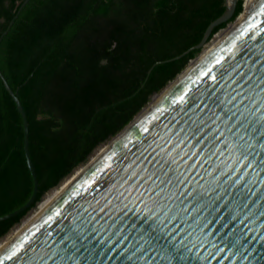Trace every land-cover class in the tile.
<instances>
[{
    "label": "water",
    "instance_id": "obj_1",
    "mask_svg": "<svg viewBox=\"0 0 264 264\" xmlns=\"http://www.w3.org/2000/svg\"><path fill=\"white\" fill-rule=\"evenodd\" d=\"M261 3L255 0L0 254L27 236L20 264H264V15L256 14ZM226 4L199 44L167 61L203 49L213 29L233 17L238 0ZM249 22L251 30L243 34ZM219 57L223 61L216 64ZM0 76L23 117L34 178L28 202L1 216L2 222L34 204L39 178L27 114L1 67ZM158 107L165 110L156 113ZM153 113L155 119L145 120ZM113 150L116 155L105 160ZM5 264H15V258Z\"/></svg>",
    "mask_w": 264,
    "mask_h": 264
},
{
    "label": "trees",
    "instance_id": "obj_2",
    "mask_svg": "<svg viewBox=\"0 0 264 264\" xmlns=\"http://www.w3.org/2000/svg\"><path fill=\"white\" fill-rule=\"evenodd\" d=\"M24 1L0 0V67L28 117L39 193L0 222V240L199 57L203 49L167 61L228 9L227 0H30L21 9ZM244 10L238 0L209 42ZM24 145L23 117L0 76V217L33 194Z\"/></svg>",
    "mask_w": 264,
    "mask_h": 264
},
{
    "label": "bare ground",
    "instance_id": "obj_3",
    "mask_svg": "<svg viewBox=\"0 0 264 264\" xmlns=\"http://www.w3.org/2000/svg\"><path fill=\"white\" fill-rule=\"evenodd\" d=\"M255 0H245V11L242 14V16L239 18V20L237 21V23L233 24L230 28L224 30V32L219 35V38L215 41H213V43L195 60L192 61V63L190 64V66L178 77V79L189 69L191 68L201 57H203L213 46H215L227 33H229L238 23L239 21L245 16V14L249 11L250 7L252 6L253 2ZM177 79V80H178ZM176 80V81H177ZM174 81L166 90L165 92L176 82ZM164 92V93H165ZM164 93H162L161 95H156L154 98V101L152 102V104L158 100ZM151 104V105H152ZM147 110V109H146ZM117 139V138H116ZM115 139V140H116ZM114 140V141H115ZM112 141L110 143V145L114 142ZM109 145V146H110ZM109 146H105L104 148H100L101 150L97 152V154L91 159L90 164L101 154L103 153ZM89 164V165H90ZM88 165V166H89ZM88 166H84V167H79L80 169L76 170L74 174H71V176H69L68 178H66L63 183L53 189L45 198V200L40 204L39 206V210L32 214L31 216L27 217L26 220L23 222V224L21 225V227H19L18 229H16L15 235L13 236V238L20 233L39 213H41L48 205H50L52 203V201ZM12 238V239H13ZM12 239H8V238H3L2 240H0V249L3 248L8 242H10Z\"/></svg>",
    "mask_w": 264,
    "mask_h": 264
},
{
    "label": "snow or ice",
    "instance_id": "obj_4",
    "mask_svg": "<svg viewBox=\"0 0 264 264\" xmlns=\"http://www.w3.org/2000/svg\"><path fill=\"white\" fill-rule=\"evenodd\" d=\"M257 15H264V3L260 4L259 7V11L256 13ZM255 19V16L250 17V22L253 21ZM249 22V26L248 28L244 29V33L246 34L247 31L251 30V23ZM257 28H259V25H256ZM232 47H234V45H232ZM231 50V48L229 49ZM223 61V57H219L216 59L215 63L216 64H221ZM205 75H207V73H205ZM212 80H215V76L212 75L211 76ZM187 93L185 92L184 95H186ZM184 95H180L179 96V100L180 101H184ZM176 101L174 100L173 103H175ZM262 107H264V105H262ZM165 109L163 107H158L155 109L156 113H162ZM257 111H259V109H257ZM155 113H153L150 117H145V120H149V119H155ZM262 120H264V117H261ZM143 123V121L141 122ZM144 132H147L148 129L145 127L143 129ZM241 139H243V137H241ZM129 142H130V138H129ZM170 143V142H169ZM182 143V141H181ZM125 147H127V143L124 145ZM180 145L177 144V148ZM230 148L232 147L231 145L229 146ZM261 148H264V144L261 145ZM218 150V149H217ZM161 151H164V149H161ZM176 149H173V152H175ZM186 151V150H185ZM116 155L115 150H113V152H111L107 157H105V160L107 161H111V159ZM169 156L172 155V153L168 154ZM183 155V153H181V156ZM193 155H195V152H193ZM189 159H191V157H189ZM247 159V157L245 156V160ZM199 161H197L198 163ZM175 163V161H174ZM243 163V161L241 162ZM185 164H187V161H185ZM107 166H111L110 163ZM193 167H195V165H193ZM249 167H251V165H249ZM246 174V173H245ZM157 195H159V193H157ZM57 215H59V212L56 213ZM49 219H51V217H49ZM47 222V221H46ZM27 240V236L24 238L23 241H18L17 243L13 244L5 253L0 254V264H5L6 261H13L15 258V264H20V261H22L24 259V256H21L20 253L24 252V242H26ZM30 251V250H29ZM220 251H223V249H221ZM25 255H27V252H25ZM229 255H231V253H229ZM180 259H183V257H181ZM225 259H227V257H225ZM245 259H247L245 257ZM45 264H47V262H45ZM221 264H223V262H221ZM232 264H235V259H233ZM243 264V262H242Z\"/></svg>",
    "mask_w": 264,
    "mask_h": 264
},
{
    "label": "rangeland",
    "instance_id": "obj_5",
    "mask_svg": "<svg viewBox=\"0 0 264 264\" xmlns=\"http://www.w3.org/2000/svg\"><path fill=\"white\" fill-rule=\"evenodd\" d=\"M233 24H235V22L232 23V24H230L226 29L230 28ZM226 29H223L222 31H220L219 33H217V34L214 36V38H213V39H212V40H211V41H210V42H209V43L203 48V52H204V51H205V50H206V49H207V48L213 43V41L217 40V39L219 38V35H221V34L224 32V30H226ZM203 52H202V53H203ZM202 53H201V54H202ZM201 54H200V55H201ZM200 55H199V56H200ZM191 63H192V61H191ZM191 63H190V64H191ZM189 66H190V65H189ZM189 66H188V67H189ZM154 98H155V96H154ZM154 98L152 99V101L154 100ZM152 101H151V102H152ZM106 145H107V144L102 145L101 147H99V148L93 153V155L91 156L90 161H91V159L97 154V152L100 151L102 148H104ZM100 148H101V149H100ZM90 161H89V162H90ZM84 166H85V165H83V166H81V167H84ZM81 167H80V168H81ZM80 168H78V169H80ZM78 169H77V170H78ZM74 173H75V172H74ZM74 173H73V174H74ZM62 183H63V182H62ZM62 183H61V184H62ZM61 184H60V185H61ZM60 185H59V186H60ZM59 186H58V187H59ZM52 190H53V189H52ZM52 190H51V191H52ZM51 191H50V192H51ZM50 192H48V193L45 195V197H44L43 200L40 202V204L45 200V198L47 197V195H48ZM40 204H38V206H37L35 209H33V210H32V211H31V212H30V213L24 218V220L22 221V223H20L19 225L15 226V227H14V228H13L8 234H7L4 238L12 239L13 236L15 235L16 229H18L19 227H21V225L23 224V222L26 220L27 217L31 216L32 214L36 213V212L39 210V206H40ZM1 240H2V239H1Z\"/></svg>",
    "mask_w": 264,
    "mask_h": 264
}]
</instances>
